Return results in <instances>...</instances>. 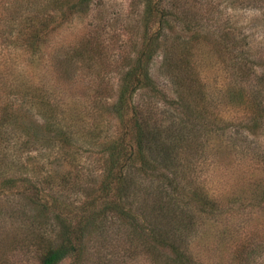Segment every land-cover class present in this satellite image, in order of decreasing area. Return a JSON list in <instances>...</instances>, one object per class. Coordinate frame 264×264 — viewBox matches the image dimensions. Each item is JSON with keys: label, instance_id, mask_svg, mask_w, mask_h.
Returning a JSON list of instances; mask_svg holds the SVG:
<instances>
[{"label": "trees", "instance_id": "obj_1", "mask_svg": "<svg viewBox=\"0 0 264 264\" xmlns=\"http://www.w3.org/2000/svg\"><path fill=\"white\" fill-rule=\"evenodd\" d=\"M17 1L8 0L10 5L15 4L14 12L20 16L21 11H27L20 20L25 22L27 42L19 50L30 56L39 54L42 44L48 43L47 31L87 14L96 2ZM182 1L137 0L143 6L141 46L132 61L122 65L112 101L107 105L100 99L93 100L98 102L92 103L98 109L97 117L87 107L66 112L67 97L46 93L37 82L22 77L13 85L8 82L9 102L0 106V143L8 146L6 132L16 138L14 155L21 159L24 151L40 147L42 134L41 147L55 150L54 160L65 167L43 178L45 184L37 185V178L29 175L19 178L21 182L11 176L0 180V189L18 190L30 211L44 219L35 220L37 229L29 226L21 237L24 247L33 251L40 264H57L66 258L73 259L71 264H80L86 237L107 233V227L116 222L129 243L124 248L126 257L144 252L153 264H160L154 251L163 247L169 251L163 264L194 263L185 245L187 232L195 228L193 208L199 216H207L222 206L221 197L214 195L196 173L205 162L201 156H206V141L198 139L209 127L206 123L211 116L221 113L209 101L196 55L197 47L205 43L213 47L211 41L216 36L208 37L198 27L200 21L186 5L189 0ZM206 8L213 13L216 6L209 3ZM152 23L156 28L149 33ZM177 25L181 33L175 31ZM227 35L223 32L218 39L226 50L229 45V51L234 52L238 45L234 33L230 38ZM75 54L73 61L79 56ZM156 55H160L159 69L171 84L172 94L158 86L151 74ZM242 59L240 53L235 54L232 63L240 81L251 72V66L245 68ZM191 69L195 73L187 75L185 72ZM260 76L264 79V73ZM106 106L116 125L103 132L100 120ZM76 135L85 138L83 144L89 145L95 156L93 168L85 177L80 152L72 143ZM50 190L67 195L47 198ZM262 193L260 200L264 202V190ZM46 220L53 225L50 231Z\"/></svg>", "mask_w": 264, "mask_h": 264}, {"label": "rangeland", "instance_id": "obj_2", "mask_svg": "<svg viewBox=\"0 0 264 264\" xmlns=\"http://www.w3.org/2000/svg\"><path fill=\"white\" fill-rule=\"evenodd\" d=\"M209 3L216 6L213 13L206 8ZM186 5L200 21L198 27L208 37L216 36L211 41L213 47L205 43L197 47L196 55L209 101L222 115H212L206 123L209 127L198 139L206 141V156H201L205 162L196 173L214 195L221 197L222 206L207 216H199L193 208L195 228L187 232L185 245L193 256V264H264V202L260 200L264 190V79L260 76L264 73V0H189ZM14 7L8 0H0V106L9 102L8 82L13 85L22 77L27 82L39 83L46 93L67 97L66 112L87 107L97 117L98 109L92 103L98 102L93 100L100 99L107 105L112 101L122 65L131 62L141 46L142 4L137 0H96L87 14L47 31L48 43L42 44L39 54L34 56L19 50L27 42L22 25L25 22L20 21L27 11H21L19 16ZM10 17H14L12 22ZM148 27V32L153 33L156 25ZM180 27L175 26V31L181 33ZM223 32H228L227 38L234 33L238 43L234 52L229 51V45L226 50L218 39ZM238 53L244 67L251 66L246 80L240 81L234 72L232 63ZM73 54L79 55L74 61ZM159 65L160 55H156L151 62V74L158 86L172 94V86ZM61 73L66 77L60 78ZM185 73L194 74L195 70ZM102 112V131H111L116 119L107 106ZM6 136L8 146L0 143V180L11 176L20 181L19 178L29 175L31 179L37 178L35 183L40 185L45 184L43 178L47 175L65 168L54 160L55 150L41 147L42 134L40 147L24 151L21 159L14 155L16 138L7 132ZM84 140L78 135L72 139L84 166L82 177L93 168L91 161L95 158ZM35 172L38 175L32 174ZM47 194L51 198L56 192L50 190ZM56 195L63 198L67 194ZM28 207L18 190L0 189V264H40L33 251L21 242L29 226L37 229L35 220H44ZM49 224L46 229L50 231L53 225ZM107 228V233L86 237L80 264H153L144 252L126 257L124 248L129 243L122 227L116 222ZM154 252L160 264L167 261L166 248ZM72 260L66 258L57 264H71Z\"/></svg>", "mask_w": 264, "mask_h": 264}]
</instances>
